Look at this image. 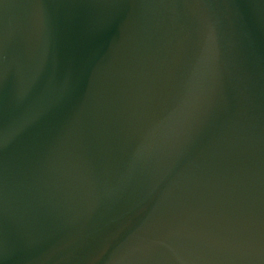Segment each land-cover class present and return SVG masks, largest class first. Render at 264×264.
<instances>
[{
  "label": "water",
  "instance_id": "95a60500",
  "mask_svg": "<svg viewBox=\"0 0 264 264\" xmlns=\"http://www.w3.org/2000/svg\"><path fill=\"white\" fill-rule=\"evenodd\" d=\"M0 264H264V0H0Z\"/></svg>",
  "mask_w": 264,
  "mask_h": 264
}]
</instances>
